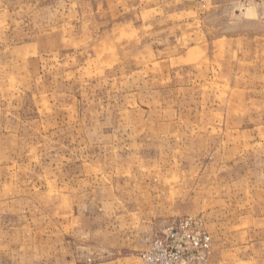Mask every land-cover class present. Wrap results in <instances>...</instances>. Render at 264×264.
Here are the masks:
<instances>
[{"label": "rangeland", "instance_id": "rangeland-1", "mask_svg": "<svg viewBox=\"0 0 264 264\" xmlns=\"http://www.w3.org/2000/svg\"><path fill=\"white\" fill-rule=\"evenodd\" d=\"M168 263L264 264V0H0V264Z\"/></svg>", "mask_w": 264, "mask_h": 264}, {"label": "built area", "instance_id": "built-area-1", "mask_svg": "<svg viewBox=\"0 0 264 264\" xmlns=\"http://www.w3.org/2000/svg\"><path fill=\"white\" fill-rule=\"evenodd\" d=\"M181 229L184 233V237L190 241V247L196 248V249H201V250H206L210 247V236L206 234H202L200 236H195L189 233L186 230V225L181 224ZM178 231H171L170 238L176 239ZM159 242V241H157ZM168 264H174V263H168Z\"/></svg>", "mask_w": 264, "mask_h": 264}]
</instances>
